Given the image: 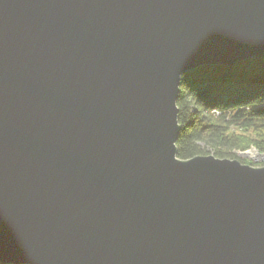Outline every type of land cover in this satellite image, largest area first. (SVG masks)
<instances>
[{"label":"water","instance_id":"obj_1","mask_svg":"<svg viewBox=\"0 0 264 264\" xmlns=\"http://www.w3.org/2000/svg\"><path fill=\"white\" fill-rule=\"evenodd\" d=\"M263 57L264 0H0V263L264 264V167L175 146L182 76Z\"/></svg>","mask_w":264,"mask_h":264},{"label":"trees","instance_id":"obj_2","mask_svg":"<svg viewBox=\"0 0 264 264\" xmlns=\"http://www.w3.org/2000/svg\"><path fill=\"white\" fill-rule=\"evenodd\" d=\"M179 90L177 159L237 160L235 152L250 149L264 154V57L231 68L200 67L182 76Z\"/></svg>","mask_w":264,"mask_h":264},{"label":"rangeland","instance_id":"obj_3","mask_svg":"<svg viewBox=\"0 0 264 264\" xmlns=\"http://www.w3.org/2000/svg\"><path fill=\"white\" fill-rule=\"evenodd\" d=\"M250 151H254L255 153H257L254 149H250L249 151H246V152H235V157L237 158L238 162H242V164H245V165H248L245 163V161H250L252 165H260V164H264V159L263 160H260V161H255L253 159H250L248 157H244L242 156L241 153H248ZM206 152H208V149L206 150ZM258 154V153H257ZM258 155H264V154H258ZM227 160H231V159H227ZM234 160V159H233ZM250 166V165H249ZM263 167V166H262ZM261 168V167H260Z\"/></svg>","mask_w":264,"mask_h":264},{"label":"bare ground","instance_id":"obj_4","mask_svg":"<svg viewBox=\"0 0 264 264\" xmlns=\"http://www.w3.org/2000/svg\"><path fill=\"white\" fill-rule=\"evenodd\" d=\"M242 156L251 158V159H253L255 161H260V160L264 159V155H258L254 151H250L248 153H244V154H242Z\"/></svg>","mask_w":264,"mask_h":264},{"label":"built area","instance_id":"obj_5","mask_svg":"<svg viewBox=\"0 0 264 264\" xmlns=\"http://www.w3.org/2000/svg\"><path fill=\"white\" fill-rule=\"evenodd\" d=\"M213 113H214L215 115H218V112L213 111Z\"/></svg>","mask_w":264,"mask_h":264}]
</instances>
